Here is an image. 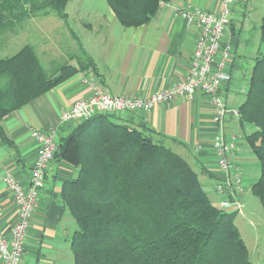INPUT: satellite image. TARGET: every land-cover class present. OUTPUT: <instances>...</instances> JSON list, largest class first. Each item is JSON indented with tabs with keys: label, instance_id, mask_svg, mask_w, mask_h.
Masks as SVG:
<instances>
[{
	"label": "crops",
	"instance_id": "0c3cea01",
	"mask_svg": "<svg viewBox=\"0 0 264 264\" xmlns=\"http://www.w3.org/2000/svg\"><path fill=\"white\" fill-rule=\"evenodd\" d=\"M221 1L161 2L157 14L140 26L123 25L107 0L81 1L76 3V8L89 10L92 17H81L76 29L67 25V34H47L50 41L43 50L47 65L41 60L46 69L51 70L50 65L59 61V57L60 66L83 68L3 118V127L12 141L10 144L0 136V227L8 237L19 220V205L6 174L12 173L24 186L29 184L39 153L32 129L55 130L59 141L80 121L63 122L62 113L77 99L88 96L96 85L111 94L145 98L181 82L190 68L200 27L181 16L179 9L198 6L218 12ZM263 14L258 0H236L233 4L223 39V45L231 46L227 71L232 79L220 89L221 97L231 109H239L245 100L255 58L263 51L260 32ZM214 113L212 98L198 92L192 97L179 96L174 101L160 103L150 111H123L116 114V119L152 133L187 159L198 171L209 195L214 193L213 203L219 206L224 195L216 191V184L228 176L233 179L236 165L243 176L240 200L244 193L252 191L259 176L253 181L250 166L255 159L246 139L253 127L243 126L233 111L225 117L227 134L237 137L236 147L229 156V173L219 166L213 140L221 125L214 121ZM75 172V165L65 159L55 157L51 161L20 264H74L70 240L76 222L61 195L65 182ZM210 178L216 179V183H211ZM0 264H4L1 257Z\"/></svg>",
	"mask_w": 264,
	"mask_h": 264
},
{
	"label": "trees",
	"instance_id": "16d2710c",
	"mask_svg": "<svg viewBox=\"0 0 264 264\" xmlns=\"http://www.w3.org/2000/svg\"><path fill=\"white\" fill-rule=\"evenodd\" d=\"M69 1L0 0V31L51 9L66 19ZM107 1L123 25L140 26L169 0ZM260 32L264 45V14ZM82 68L63 65L50 77L32 44L0 56L2 139L12 144L2 124L7 114ZM239 111V122L253 127L246 139L261 172L252 192L264 207V48ZM55 157L76 167L61 195L76 222L74 264H257L234 220L237 211L215 205L187 159L116 113L77 122L60 137Z\"/></svg>",
	"mask_w": 264,
	"mask_h": 264
},
{
	"label": "built area",
	"instance_id": "2783aa9c",
	"mask_svg": "<svg viewBox=\"0 0 264 264\" xmlns=\"http://www.w3.org/2000/svg\"><path fill=\"white\" fill-rule=\"evenodd\" d=\"M236 0H222L218 12L198 6H186L179 9V14L189 22H197L200 31L195 51L186 77L176 85L153 92L149 96L133 97L111 94L101 86H94L90 94L77 99L70 108L62 113L63 122L86 120L98 113H120L123 111H150L158 104L174 101L179 96H193L200 92L212 98L215 106L214 121L221 129L213 140L219 166L228 172L229 159L236 147V135L226 132L225 117L233 111L240 117L239 109H231L220 95L225 82L231 81L232 75L227 71V63L232 57L231 46L223 45V39L231 20L232 7ZM32 136L39 144V153L31 169L27 186L22 185L12 173L6 174V181L13 191L19 205V220L10 229V237L0 227V257L4 264H20L31 225L34 211L40 201V189L44 186L46 174L54 159L58 141L55 130L44 132L32 129ZM235 177L229 176L216 184V191L224 195L220 206L224 210L242 211L239 199L242 185V171L235 166ZM229 173V172H228Z\"/></svg>",
	"mask_w": 264,
	"mask_h": 264
},
{
	"label": "rangeland",
	"instance_id": "374dc122",
	"mask_svg": "<svg viewBox=\"0 0 264 264\" xmlns=\"http://www.w3.org/2000/svg\"><path fill=\"white\" fill-rule=\"evenodd\" d=\"M88 0H70L67 5L68 18L59 17L54 9L49 10L50 13L43 14L39 13L31 18L24 17L22 20L15 23L14 26L8 27L5 30L0 31V56L6 57L13 55L20 50L25 44H32L40 57L45 62L43 50L46 44L49 45V37L47 34L56 32L57 34L68 33L66 31L67 25L72 27H78L77 24L81 17H88L92 14L89 10L76 8V3ZM263 12L264 0H258ZM24 5V3H22ZM23 7V6H22ZM27 9L26 7H23ZM23 8L21 10H23ZM259 12V11H258ZM261 13L259 12V15ZM57 22L59 24H57ZM52 28V29H51ZM76 29V28H75ZM72 34V30H70ZM73 35V34H72ZM42 54V55H41ZM60 51L57 50V55ZM59 57V56H58ZM59 61L55 62L50 69H46L44 63L43 66L47 72V75L52 77L59 73L62 66ZM68 65V64H66ZM49 68V64H48ZM58 68L55 72V69ZM240 80V79H239ZM241 85L244 84V80H241ZM255 162L250 166V171L253 172V181L256 176H260V163L259 160L254 156ZM194 169H196L194 167ZM211 183L215 184L216 179L210 178ZM210 193V197L213 199ZM243 205L242 211H237L234 220L239 226L242 236L245 238L249 248V258L251 261L257 264H264V207L260 199L252 192L248 191L243 194V199L240 200ZM218 206V205H217ZM219 207H221L219 205ZM229 211V210H228Z\"/></svg>",
	"mask_w": 264,
	"mask_h": 264
}]
</instances>
